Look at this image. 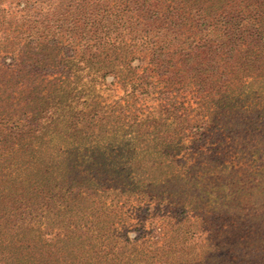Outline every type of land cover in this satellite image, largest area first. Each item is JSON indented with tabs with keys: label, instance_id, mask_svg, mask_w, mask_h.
<instances>
[{
	"label": "trees",
	"instance_id": "1",
	"mask_svg": "<svg viewBox=\"0 0 264 264\" xmlns=\"http://www.w3.org/2000/svg\"><path fill=\"white\" fill-rule=\"evenodd\" d=\"M245 235L264 255V0H0V264H202Z\"/></svg>",
	"mask_w": 264,
	"mask_h": 264
},
{
	"label": "rangeland",
	"instance_id": "2",
	"mask_svg": "<svg viewBox=\"0 0 264 264\" xmlns=\"http://www.w3.org/2000/svg\"><path fill=\"white\" fill-rule=\"evenodd\" d=\"M140 58L143 61L134 59L133 64L134 65H137L140 63L145 64L148 61L149 56L146 53H142L140 54ZM108 80L110 81L111 79L109 78ZM109 81H107V83L103 85L101 88H102V94L104 98L107 101H112V100L117 99L119 96H121L123 94V90L118 83L110 84ZM242 180H243V183L245 182V184L242 185L243 191L248 192V194H253V197H251V200L246 201L243 205L245 208L250 209L252 207L251 202H253L254 197L258 194L257 193L258 192V184H257L258 181L256 179L254 182H248L247 181L248 179L245 176H244V179ZM137 222H138L137 220H132L131 222L132 224L129 227L130 232L128 233V235L131 238L137 237L138 234H140V232L142 231L139 228L140 226ZM145 229H148V227H146ZM245 236H246V241L250 243V240L247 239V235ZM231 243L235 244V240L233 239ZM249 243H246V245L241 247V249H236L234 248L235 245H233L231 248L232 251L229 252L227 255L214 257V259L209 258L204 263L203 262L201 263L202 264H264V255L262 254V252L255 250V246L253 242H251L250 244ZM192 255L193 253L186 254L185 252L180 251L177 253L168 254L165 257H163L162 260L168 259L169 257L175 258L177 256L178 260L182 261L186 259L188 256L189 258L192 257Z\"/></svg>",
	"mask_w": 264,
	"mask_h": 264
}]
</instances>
